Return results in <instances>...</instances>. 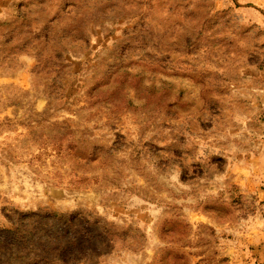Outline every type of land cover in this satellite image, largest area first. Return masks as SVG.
Here are the masks:
<instances>
[{
    "label": "rangeland",
    "instance_id": "rangeland-1",
    "mask_svg": "<svg viewBox=\"0 0 264 264\" xmlns=\"http://www.w3.org/2000/svg\"><path fill=\"white\" fill-rule=\"evenodd\" d=\"M37 261L264 264V0H0V264Z\"/></svg>",
    "mask_w": 264,
    "mask_h": 264
},
{
    "label": "trees",
    "instance_id": "trees-1",
    "mask_svg": "<svg viewBox=\"0 0 264 264\" xmlns=\"http://www.w3.org/2000/svg\"><path fill=\"white\" fill-rule=\"evenodd\" d=\"M52 215H53V216H56L57 213H53ZM6 248H8L9 250L12 249V248H10V247H6ZM23 248H25V247H23ZM27 248H28V250L31 251V252H34V251H35L34 249H31V248H29V247H27ZM61 248H62L61 244H55V245H54V248H53L52 250L54 251V254H55L56 256L58 255V252L61 250ZM34 264H38V261H37V262H34Z\"/></svg>",
    "mask_w": 264,
    "mask_h": 264
}]
</instances>
